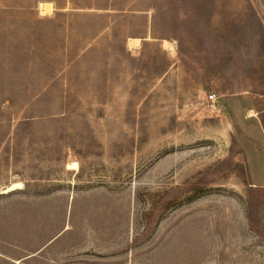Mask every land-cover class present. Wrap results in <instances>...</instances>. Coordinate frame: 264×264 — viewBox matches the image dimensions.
<instances>
[{
  "label": "rangeland",
  "instance_id": "374dc122",
  "mask_svg": "<svg viewBox=\"0 0 264 264\" xmlns=\"http://www.w3.org/2000/svg\"><path fill=\"white\" fill-rule=\"evenodd\" d=\"M0 264H264V0H0Z\"/></svg>",
  "mask_w": 264,
  "mask_h": 264
},
{
  "label": "bare ground",
  "instance_id": "6f19581e",
  "mask_svg": "<svg viewBox=\"0 0 264 264\" xmlns=\"http://www.w3.org/2000/svg\"><path fill=\"white\" fill-rule=\"evenodd\" d=\"M39 8H40V12L42 14H48L51 13L54 10V4L50 1H41L39 2ZM141 42V39L139 37H130L129 38V46H137L139 45ZM171 44V42L169 40H164V45H168ZM251 114L249 116H254V112L251 111ZM69 168L72 169H78V163L73 161L69 163ZM22 184L20 182L18 183H14L11 186L8 187L9 190H13V189H17V188H21Z\"/></svg>",
  "mask_w": 264,
  "mask_h": 264
},
{
  "label": "built area",
  "instance_id": "2783aa9c",
  "mask_svg": "<svg viewBox=\"0 0 264 264\" xmlns=\"http://www.w3.org/2000/svg\"><path fill=\"white\" fill-rule=\"evenodd\" d=\"M210 99L215 100V95L214 94L210 95Z\"/></svg>",
  "mask_w": 264,
  "mask_h": 264
},
{
  "label": "crops",
  "instance_id": "0c3cea01",
  "mask_svg": "<svg viewBox=\"0 0 264 264\" xmlns=\"http://www.w3.org/2000/svg\"><path fill=\"white\" fill-rule=\"evenodd\" d=\"M260 129H262L261 126H260ZM259 131H263V130H259ZM260 133H261V132H260Z\"/></svg>",
  "mask_w": 264,
  "mask_h": 264
}]
</instances>
